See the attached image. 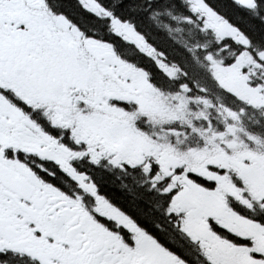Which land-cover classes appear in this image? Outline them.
Masks as SVG:
<instances>
[{
  "label": "snow or ice",
  "instance_id": "6c2138e0",
  "mask_svg": "<svg viewBox=\"0 0 264 264\" xmlns=\"http://www.w3.org/2000/svg\"><path fill=\"white\" fill-rule=\"evenodd\" d=\"M0 264H264V0H0Z\"/></svg>",
  "mask_w": 264,
  "mask_h": 264
}]
</instances>
